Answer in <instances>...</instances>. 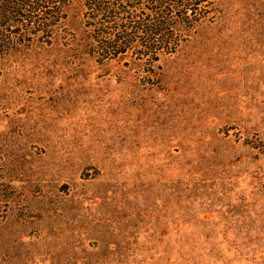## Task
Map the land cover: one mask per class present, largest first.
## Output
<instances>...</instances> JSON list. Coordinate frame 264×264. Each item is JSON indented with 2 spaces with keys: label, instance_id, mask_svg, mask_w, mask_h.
<instances>
[{
  "label": "rangeland",
  "instance_id": "1",
  "mask_svg": "<svg viewBox=\"0 0 264 264\" xmlns=\"http://www.w3.org/2000/svg\"><path fill=\"white\" fill-rule=\"evenodd\" d=\"M224 6L153 81L68 34L13 58L0 264H264V0Z\"/></svg>",
  "mask_w": 264,
  "mask_h": 264
},
{
  "label": "trees",
  "instance_id": "2",
  "mask_svg": "<svg viewBox=\"0 0 264 264\" xmlns=\"http://www.w3.org/2000/svg\"><path fill=\"white\" fill-rule=\"evenodd\" d=\"M224 3L225 0H0V85L13 58L37 44L51 46L67 34L72 38L64 42L67 48H81L77 51L100 64L130 58L144 66L147 79L153 81L163 58L174 55L201 29L223 18ZM71 9H78L82 16L80 38L67 25Z\"/></svg>",
  "mask_w": 264,
  "mask_h": 264
}]
</instances>
